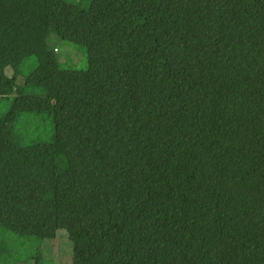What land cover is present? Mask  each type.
<instances>
[{"label": "trees", "instance_id": "obj_1", "mask_svg": "<svg viewBox=\"0 0 264 264\" xmlns=\"http://www.w3.org/2000/svg\"><path fill=\"white\" fill-rule=\"evenodd\" d=\"M0 102V264H264V0H0Z\"/></svg>", "mask_w": 264, "mask_h": 264}, {"label": "rangeland", "instance_id": "obj_2", "mask_svg": "<svg viewBox=\"0 0 264 264\" xmlns=\"http://www.w3.org/2000/svg\"><path fill=\"white\" fill-rule=\"evenodd\" d=\"M68 1L80 3L82 0ZM82 6L84 7L85 4L83 3ZM48 45L52 49H57V55L62 66L85 69L86 54L83 48L63 42L54 35L49 37ZM5 73L10 76V69L7 68ZM5 109L6 103L0 102V114ZM50 209L51 203L47 202L46 210ZM13 237L15 243L11 245L13 250L12 264H71L72 244L65 230H59L53 239L43 241L37 238L17 237L16 235ZM15 244H18V247ZM19 245L22 246L19 247ZM37 256L39 257L37 258Z\"/></svg>", "mask_w": 264, "mask_h": 264}]
</instances>
